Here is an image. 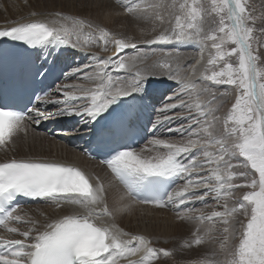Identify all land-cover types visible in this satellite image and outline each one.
<instances>
[{
    "label": "snow or ice",
    "instance_id": "1",
    "mask_svg": "<svg viewBox=\"0 0 264 264\" xmlns=\"http://www.w3.org/2000/svg\"><path fill=\"white\" fill-rule=\"evenodd\" d=\"M116 2L126 15L151 21L153 33L157 23L169 25L145 43L195 42L201 45L200 59L188 70L166 58L171 53H164L151 65L145 64V54L121 55L126 49L138 48L130 38L118 37L104 27L60 11L48 13L43 19L12 22L13 26L0 29V42H15L13 47L25 51L71 47L87 52L97 46L107 52L110 45L115 50L112 56L97 57L94 65L73 70L72 75L80 73L79 78L92 81V87L64 85V89L75 90L62 91V100L36 97L43 103L58 105L55 112L27 105L21 110L14 93L0 90V150L7 153L21 134L27 136L29 122L79 116L97 151L103 153L101 163L125 190L121 201L130 198L132 203L157 208L171 205L175 209L209 196L217 202L220 210L207 215H189L194 209L176 213L177 220L198 222L183 247L212 240L219 245L221 258L216 259L213 252L197 264H264V68L257 66L260 57L254 49V44L264 46V42L255 40L254 28L249 26V22L255 23V17L248 0ZM30 15L40 14L33 11ZM212 16L217 18L214 26L205 30V18ZM229 44L234 47L229 48ZM205 49L214 51H209L199 76L201 83H197L192 77L196 66L204 61ZM20 55L0 48V59H18ZM232 57H236V63ZM47 63V57L39 64L23 62L14 87L27 92L42 83L52 72ZM161 76L176 82L180 91L169 97L172 103L154 109L163 119L158 118L153 128L172 119H184L188 124L176 131L186 139L175 143L154 136L148 141L151 148L137 150L132 146L134 137L142 119L147 117L151 123L148 109L154 108L144 103L148 88L153 78ZM215 85H229L236 90L234 102L224 115L219 113L227 93L215 89ZM57 91H61L59 86ZM27 99L31 104V96ZM178 108L189 115L181 116L174 111ZM146 151L152 154L146 155ZM178 178L185 181L183 186L170 190ZM240 188L248 190L237 197ZM21 197L44 201L63 214L45 216L43 223L20 215L17 201ZM66 207L72 210L63 211ZM130 208L131 204L121 203L114 211ZM105 217L112 218L113 210L109 209L99 177L76 165L46 158L12 156L0 160V227L22 237H0V264H154L161 256L173 255L172 250L152 247V241L144 235L107 223Z\"/></svg>",
    "mask_w": 264,
    "mask_h": 264
},
{
    "label": "bare ground",
    "instance_id": "2",
    "mask_svg": "<svg viewBox=\"0 0 264 264\" xmlns=\"http://www.w3.org/2000/svg\"><path fill=\"white\" fill-rule=\"evenodd\" d=\"M23 1H25V0H0V7H4L5 11H7V14H3L2 10L0 9V28H6V27L13 26L12 22H26L30 19H37V18L43 19L48 15V13L56 12L57 10H59L62 13H65V14H70L72 16L79 17V18L85 19L87 21H90L94 25L100 24L101 21L104 22L103 20L105 19L104 18L105 16H102V11H99V6L106 4V2H105L106 0H29L30 1L28 3L29 7H26V5L23 6L21 4ZM30 7H31L32 11L35 10V11H37V13L41 12V14L38 17H32L30 15L32 13L30 11ZM111 7H113V6H111ZM12 9L14 11L16 10V12L10 13V11L13 12ZM18 9H19V11H18ZM46 10H48L47 13H45ZM4 15H6V17ZM118 19L124 20L127 22H131V23H135V24H136V22L141 23V24H137L138 29H143V31L148 30L149 32H152L153 26H152L151 21L137 20L135 22L130 17H127V16H123L122 18L118 17L115 20H118ZM111 21H113V20H111ZM110 24H108V25H110ZM157 25H158V23H157ZM166 25H167V27H169L168 24H163V25H160L161 28H156V33H153V36L155 34H158L160 32V30L164 29V27H166ZM115 26L121 30H123V28L125 30L128 28L126 25L117 26V24H115L114 27ZM116 27H115V29H116ZM111 28H113V27H111ZM130 32H133L134 36L138 35V34L142 35L141 31H130ZM65 48L70 50V55H66V53H65V55L68 56V58L71 61L73 58H75L76 63H78L79 58L84 59L86 57V53L88 52V50H87V52H85V51H81V50H77V49H72L71 47H65ZM93 48L94 47H90L89 49H93ZM164 48L166 50H173V51L182 50V51H188V52L193 53V56L188 63V67L184 68L185 70L190 69L191 65H194L195 62L198 59H200V55H201V45H199L195 42H187V43H180V44H177V43L168 44V46L164 47ZM71 51L73 53L76 52V55H72ZM203 54H204V61H205L206 58H208L207 57L208 53H207L206 49L204 50ZM204 61H202L200 65L196 66L197 71H196L195 76L192 77V79L194 77L196 78V76L198 75V72L200 71L202 65H204ZM86 62L87 61H85V64H86ZM80 65L75 66V67L82 68V64H80ZM139 66L142 67L143 65H139ZM75 67L73 64L72 69L74 70ZM71 75H72V73L69 74V76H71ZM78 75H76L75 77L78 78ZM76 80L77 79L72 80L70 83H72V84L76 83L78 85L87 83L84 80L80 81V82H77ZM62 83H60L59 85L61 86ZM151 85H152V83H151ZM149 89H150L151 93L154 92V95H156V94L158 95V93L160 92V89L158 90L157 88H153L151 86L148 88V90ZM74 90H75L74 88H71L69 91H74ZM62 91H64V90L57 91V88H56V90L54 91V94L59 93L56 96V98H58L60 100L63 99ZM157 99L156 100L154 99L153 102L157 101ZM159 100H161V99H159ZM148 102L151 103V101H148ZM51 111H56V110L52 109ZM68 117H70V116H68ZM72 118L73 117H70V120H72ZM158 118L161 120L163 119L162 116H159ZM153 124H155V123L152 122V126H153ZM167 124L168 123H166L165 125H167ZM36 125H38V124L34 123V128H31L29 126L27 136H24L23 134L20 135V137L16 141L14 148H12L10 150V152L5 153L2 150H0V160L15 156L17 158L40 157V158H46V159H50V160H57V161L68 162V163H76L77 165L81 166V168L84 171L88 172L92 176L99 177L100 180L104 183V186L106 189V200H107L109 209L113 210V217L112 218H109V217L104 218V220L107 223L115 224L117 227L123 229L124 231L130 232V233L132 231L134 232L135 230H137L139 232L141 231V233L145 234V236L152 241L153 247L161 246V247L167 248V250H172L173 255L171 257L179 258L183 261L188 259V257L190 256V253L193 254L196 252V251L194 252L195 248H199L198 251H200L201 254L203 251V253H205L206 255L211 256V254L213 252H215L217 259L222 257V254L218 251L219 246H217L215 244L213 245V243H210L207 241L202 245H198V246L194 245V246L188 247V248L183 247L184 240L190 239L192 232L195 231V229L197 228L196 227V225L198 223L197 221H195V220H192V221L177 220L172 216V214L177 213V211H175L173 209L170 210V212H169L167 210H163V208H157L153 205L132 203L130 198H125L124 201H121L120 198L125 195V190H124L123 186L121 184H119L113 178L112 174H110V171L108 169H107L108 171L106 170V168H107L106 166H104L103 164H100L96 161L86 159L83 156V154L79 148H76V147H73V146H70L69 144H67L70 141V139L68 137H67V142H65L63 140L61 142V139H59V136H54L53 138H51V142L50 141L48 142L51 145H49V144L46 145L45 143L44 144L39 143L38 142L39 131L37 130ZM76 125H77V127L83 126L82 118L80 119L79 122L76 123ZM165 125H164V128H165ZM163 130H164L163 127H161V130H159V133H161ZM75 135H78V133H75ZM181 141H182V139L177 138V142H181ZM26 143L31 145V146L27 147ZM146 144L147 143H144V146ZM142 147L138 146L137 150H139ZM121 203L131 204V208L127 211H124V212H115L114 209ZM40 205L41 204L19 207L18 214L25 215L26 217H30L33 219H37L41 223L44 222L45 216H47L49 218H54L57 215L63 214L62 210H56L53 206H51L47 203H44V208H42V209H39V208L36 209L33 207V206L37 207ZM71 210H72L71 208L66 207L63 211H71ZM136 210L139 211L140 215H141V213H144V215H147V213H151L152 216L155 215L154 218L159 223V225L161 226V223L163 224L162 229H160V226H159L160 230L159 231L155 230L152 226V220H150L148 224H145L144 230L141 228V227H143V225H139V224L134 225L133 223H131V218L128 219V217L125 215V213L126 212H128V214L132 213V212L135 213L134 211H136ZM184 210L185 209H181L179 211H184ZM159 213H161V215L164 216L161 219L162 222L156 216V215L159 216ZM167 213H169V214H167ZM144 218H146V216H144ZM147 219L149 220V217ZM155 220H154V223H155ZM171 221H172V224H171ZM12 226L21 227L22 229L24 227H26L23 224H20V225L12 224ZM154 227H156V226H154ZM0 237H4V238H8V239H12V238L22 239V237H19L18 235L9 234L2 227L0 228ZM232 244H235V243L232 242ZM171 257H162V258L160 257V259L154 261V264H166V262L170 261ZM133 259H135V257H133Z\"/></svg>",
    "mask_w": 264,
    "mask_h": 264
},
{
    "label": "rangeland",
    "instance_id": "3",
    "mask_svg": "<svg viewBox=\"0 0 264 264\" xmlns=\"http://www.w3.org/2000/svg\"><path fill=\"white\" fill-rule=\"evenodd\" d=\"M29 2H30L29 0H25L21 4L23 6L26 5V7H29V5H28ZM105 2H106V4L99 6V11H102V16H105L104 17L105 19L103 20L104 22L101 21L100 24H98V25L101 26V27H104L107 30H109L110 32L116 34L118 37L130 38L132 40V42L137 43V45H138L137 49H132V48L126 49V50H124L123 53H121V55L127 57V56H132V55L145 54V55L148 56V59H146V61L144 63L148 64V65H151L154 61L164 57V53H171L172 55L170 57H166V58L178 61L183 69L188 67V63H189V61L191 60V58L193 56L192 52L182 51V50H178V51L166 50L164 47H167L168 45H159V44L148 45L147 43H145V41L148 40V39H151L153 37V32H149L148 30L143 31V29H138L137 28V24H141V23H137L136 22L137 20H135L132 16L126 15L124 13L123 6L120 3H117L116 0H106ZM111 6H113V7H111ZM248 7H249V9L251 11L252 16L255 17V23L249 22V26L254 28V33H253L254 38H255L256 41L264 42V32L261 31L262 29H264V0H248ZM0 9L2 10L3 14H7V11H5L4 7H0ZM18 11H19V9H18ZM30 11L33 12L35 10L32 11L31 7H30ZM47 11L48 10H46L45 13H47ZM57 11H59V10H57ZM15 12H16V10L15 11L13 10V12L10 11V13H15ZM35 12H37V11H35ZM38 13L41 14V12H38ZM4 16L6 17V15H4ZM123 16L130 17L133 21L136 22V24L135 23H131V22H127V21H124V20H119V19L115 20L116 18H118V17L122 18ZM215 19H217V18H215L214 16L205 18V22H204L205 30H208L210 27L214 26L213 25V20H215ZM111 20H113V21H111ZM108 24H110V25H108ZM113 24L114 25L117 24V26L126 25L128 27L126 29L127 31L124 28H123V30L118 29L116 26H115L116 27V29H115ZM152 26H153V23H152ZM111 27H113L114 29L111 28ZM166 27H167V25H166ZM166 27H164V28H166ZM156 28H161L160 24H158L156 26ZM162 30H160V31H162ZM130 31H141L142 35L138 34V35L134 36V33L130 32ZM120 32L121 33L123 32V33L121 34ZM92 47H94V48L93 49H89L88 48V52L86 53V57L84 59L83 58H79L78 63H79V65L82 64V68H84L85 65H94L95 62H96L97 57L106 58V57L112 56L113 53H114V50H115L114 47L111 46V45L109 46V50L107 52L103 51V49L101 47H97V46H92ZM228 47L229 48L230 47H234V45L229 44ZM160 49H163V52H161ZM254 49L257 50V54L260 57V59L257 62V66L260 67V68H264V46H259V44H254ZM154 50H155V54H153ZM206 50H207L208 54H209V51H214V50H211V49H206ZM208 54H207V57H208ZM72 55H76V52L73 53ZM231 60H232L233 63L237 62L236 57H232ZM85 61H87L86 64H85ZM205 61H207V58H206ZM205 61H204V65L206 63ZM79 65L74 64V67L75 66H79ZM204 65H202L200 71L198 72V75L196 76L197 79L195 77L193 78V80H196L197 83H201L199 81V76H200L201 71L204 68ZM75 69H77V67H75ZM88 71H92V69L89 68ZM76 75H78V74H76ZM76 75H74L73 79L67 78L68 80L61 84V86H60L61 90L69 91L72 88V87H69L67 89H64L63 88L64 85H69V86L78 85L76 83L75 84L70 83L72 80L77 79L76 80L77 82H80V81L84 80V79L79 78L80 75H81L80 73L78 75V78L75 77ZM84 81L87 82V83L81 84L82 86H84V87H92L93 86V82L92 81H89V80H84ZM151 87L157 88L158 90L160 89L159 96L158 95L156 96V97H158L157 102H155V104H156L155 107H156L157 110L161 109V107H163V105L165 103H172L173 101H171L169 99V97H172L176 92L180 91V86L176 82L167 79V77H165V76H161L159 79L153 78ZM213 87L215 89L219 90V91H226V93H227V95L225 97L226 102L224 103V106H223V108L221 109V111L219 113L220 115H224L228 111V109L230 108L231 103L234 102V98H235V95H236V90L232 86H229V85H215ZM149 91H150V89L148 90V92ZM154 96L155 95H153V97ZM159 99H161V100H159ZM184 99H185L186 102H188V97L187 96H185ZM201 99H205V97H201ZM149 105H152V103L149 102ZM174 111L177 112V113H180L181 116L189 115V113L185 109H179L178 108V109H175ZM156 114H157L156 118L158 119V117L161 116V115H160L159 111H157ZM168 115L171 117L173 115V113H169ZM29 124H30L31 128H34L33 124H31V123H29ZM187 124H188L187 120H184V119H173L167 125L164 124L165 125L164 130L161 132L160 135L155 136V137L156 138H161V139H167V140H170V141L175 142V143H181V142H183L184 139H186V137H182L180 132L176 131V129L180 128L181 125L186 126ZM168 128L173 129V131H168ZM177 138L178 139L179 138L182 139V141L181 142H177ZM49 141L51 142V138H48L46 136V134H44L43 132L39 131L38 142L42 143V144L45 143L46 145H48ZM61 142H62V139H61ZM145 143H147L145 146L143 144L140 147H142V146H143L142 148H145L146 146L148 148L152 147L150 144H148V141H146ZM49 145H51V144H49ZM26 146L30 147L31 145L26 143ZM8 152H10V150ZM145 154L146 155H151L152 153L146 151ZM201 159H202V157H201ZM79 167L81 168V166H79ZM106 170H107V168H106ZM184 182L185 181L182 178H179L178 185H176V187H174L172 190H176V189L181 188L183 186ZM247 190L248 189H246V188H240L235 193V195L237 197H239L243 192H245ZM40 206H37V207L33 206V207L36 208V209L37 208H39V209L44 208V204H41ZM172 209L175 210V211H179L181 209H185L184 211H186L188 209H194L195 211L189 213V215H192V216H196V215H200V214L207 215V214H210L214 209L215 210H220L218 208V206H217V202L211 196L205 197V199L203 201L195 200L193 202H187L186 205L180 206L179 209H175L171 205H169L168 207L163 208V210H167L169 212ZM134 212L135 213L132 212V213H129V214H128V212L125 213V215L128 217V219L131 218V223H133L134 225H136V224L143 225V227H141V228L144 230L145 229V224H148L149 221L152 220V226H153V228L155 230L159 231L160 229H162L163 224L161 223V226L159 225V223L154 218L155 215L152 216L151 213H147V215H144V213H141V215H140L138 210H136ZM167 214H169V213H167ZM144 216H146V218H144ZM156 216L162 222L161 219L164 216H162L161 213H159V216L158 215H156ZM172 216L175 219H177L176 218V214H172ZM148 217H149V220L147 219ZM241 219H242V217H241ZM154 220H155V223H154ZM171 224H172V221H171ZM18 225H20V224H18ZM154 226H156V227H154ZM159 226H160V229H159ZM197 226H198V223H197L196 227ZM131 233L145 236V234H143V233H141V231L139 232L137 230H135L134 232L132 231ZM207 242H210V243H213V245L215 244V245L219 246L218 243L215 240L207 241ZM233 243H236V241H233ZM152 247H153V245H152ZM155 248L167 249V248L161 247V246H156ZM198 250H199V248H195L194 252L195 251L196 252L193 253V254L190 253V256L188 257L187 260L183 261V260H181L179 258L171 257L170 261L166 262V264L167 263L168 264H195V263L197 264V262H199L200 260H203L205 258L211 257L210 255H206L205 253H203V251H202V254H201L200 251H198ZM162 257L163 256H161V258ZM215 258L217 259V257H215ZM121 264H124V262L122 261Z\"/></svg>",
    "mask_w": 264,
    "mask_h": 264
}]
</instances>
